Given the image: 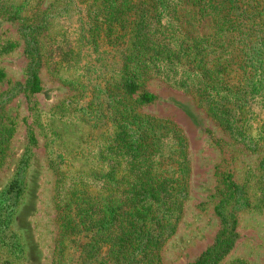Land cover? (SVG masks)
I'll return each mask as SVG.
<instances>
[{"label":"rangeland","instance_id":"374dc122","mask_svg":"<svg viewBox=\"0 0 264 264\" xmlns=\"http://www.w3.org/2000/svg\"><path fill=\"white\" fill-rule=\"evenodd\" d=\"M96 5L94 0H0V263L55 264L56 176L88 173L97 159L102 135L90 124L109 108L119 61L110 51ZM33 29L38 33L41 90L29 94L23 87L30 63L23 34ZM144 93L154 99L137 112L177 130L186 161L185 197L173 231L160 248L158 264H189L210 248L221 228L215 207L235 220L236 235L218 264H264L260 97L238 113L241 121L235 129L232 121L215 119L219 113L212 115L204 100L197 103L159 78L147 80L136 95ZM166 152L168 158L162 161H168L165 170L172 175L174 157L169 159ZM52 156L55 169L47 162ZM20 170L24 186L8 207L7 187ZM225 177L235 192L226 188ZM6 206L12 208L9 218Z\"/></svg>","mask_w":264,"mask_h":264},{"label":"trees","instance_id":"16d2710c","mask_svg":"<svg viewBox=\"0 0 264 264\" xmlns=\"http://www.w3.org/2000/svg\"><path fill=\"white\" fill-rule=\"evenodd\" d=\"M94 1L119 63L109 108H101L90 124L102 135L93 169L56 176L55 264H158L185 197L184 143L168 122L137 112L154 99L147 93L137 96V91L147 80L159 78L197 103L204 100L212 115L219 113L215 119L232 121L239 129L238 113L256 96L264 103V0ZM35 31L23 34L30 58L23 87L29 94L41 90ZM167 150L169 159L174 157L172 175L165 170L168 161H162ZM47 159L55 169L53 156ZM224 185L236 191L228 177ZM23 186L20 170L7 187L8 207ZM8 207L3 210L7 218ZM214 212L221 228L213 245L189 264H218L236 239L235 220L219 207Z\"/></svg>","mask_w":264,"mask_h":264}]
</instances>
